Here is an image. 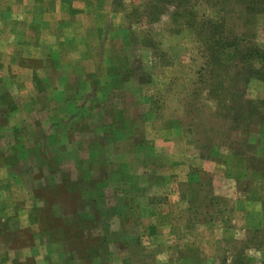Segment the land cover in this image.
I'll return each instance as SVG.
<instances>
[{
	"label": "rangeland",
	"instance_id": "374dc122",
	"mask_svg": "<svg viewBox=\"0 0 264 264\" xmlns=\"http://www.w3.org/2000/svg\"><path fill=\"white\" fill-rule=\"evenodd\" d=\"M247 1L0 0V159L31 174L0 264H264V77L219 53L264 48Z\"/></svg>",
	"mask_w": 264,
	"mask_h": 264
},
{
	"label": "crops",
	"instance_id": "0c3cea01",
	"mask_svg": "<svg viewBox=\"0 0 264 264\" xmlns=\"http://www.w3.org/2000/svg\"><path fill=\"white\" fill-rule=\"evenodd\" d=\"M63 1H65V0H63ZM10 58H13V60H14V66H16V67H20L21 66L20 62H17L18 61V55L16 53L13 54V55H11ZM17 71H18V69L16 71H14V73L17 72ZM19 76L20 75L17 72V73H15V75H14L13 78L8 79L9 80L8 83H10V85L13 83L10 86L11 89H9V92L10 93H9L8 100L7 101H4L3 100V101L0 102V109L3 106L7 107L8 105H12L11 106L12 108H10L9 113H10V115L11 114L14 115V117H17V115H20L22 113L21 112V110H22L21 107L22 106H20V102L18 100L19 99L18 97H21L22 96L23 90H20V92L18 93L19 89L17 88V80L19 79ZM4 78H6V77H4ZM3 81L4 82H0V98L1 99L3 97L6 98V95H7V93L4 90L1 89V84L2 83H5V81H7V79H3ZM11 123H12V121L10 122V124H9L8 127H11L12 126ZM2 137H4V139H5V136H2ZM12 150L8 151V154L6 153V156L5 157H2V159H0V179L3 180V181L13 182L15 187H18L19 189H22L23 188V179H24V177L25 178H31V174L30 175H24L23 170H21L22 169L21 164L20 163H17L16 161H15V163L17 165L15 164L16 165L14 167L15 169H13L12 167H10L11 164L8 161L7 158H11L14 155V152ZM14 160H17V158H15ZM38 178H39V176H37L34 179V181L35 180H38ZM40 179H42L44 181V180L47 179V177H46V175H42V177H40ZM38 188H39V185H38V183H36L33 187H30V188L27 189L28 192L30 193L31 198H33L37 194V192H38L37 189ZM246 200L247 199H245L244 202ZM247 201L249 203L250 202L252 203V201H257L258 202V200L257 199H254V198H252L250 200H247ZM247 201L244 203V205H246V203H248ZM257 202H255V203H257ZM3 206H6V205L4 204ZM23 208H24V205H21L20 203H18V205H17V203L14 204V205H12V206L10 205V210H14V211H18L19 212V214H18L19 219L18 220H19V225L21 227L20 228L21 231L23 230L22 228L24 226H28V225H31V226L34 225L35 226L36 225V227H34V229H33L34 230V236L35 237L32 239V241L33 242H37V237L40 236V234L43 233L42 230L40 228H38V226L40 225L39 219L35 220V221H38V222H34V223H33V221H30V220H29L30 222H28L27 219L24 221L23 220V216H22L23 215L22 214ZM32 208L33 207L30 206V207H28L27 209H24V210L29 211ZM249 209H251V208L246 207L245 211H247ZM31 220H33V219H31ZM32 251H33V249H32ZM14 256H13V258L16 257V256L15 257ZM10 258H12V257H10Z\"/></svg>",
	"mask_w": 264,
	"mask_h": 264
},
{
	"label": "trees",
	"instance_id": "16d2710c",
	"mask_svg": "<svg viewBox=\"0 0 264 264\" xmlns=\"http://www.w3.org/2000/svg\"><path fill=\"white\" fill-rule=\"evenodd\" d=\"M260 3H264V0H248L247 2H245V8L246 10L251 8V6L257 8V5ZM236 45L237 46L234 49H231L229 47L228 49L225 46H222L221 52L219 53H225L229 56V58H233L231 57L233 56V52H235L236 50L238 52L240 51V64L249 67L252 72L256 75V77L262 79L264 77V48H260L258 46L253 47L249 45L240 46V44Z\"/></svg>",
	"mask_w": 264,
	"mask_h": 264
}]
</instances>
